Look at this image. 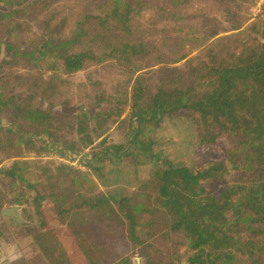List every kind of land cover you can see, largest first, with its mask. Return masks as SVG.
<instances>
[{"label": "rangeland", "instance_id": "obj_1", "mask_svg": "<svg viewBox=\"0 0 264 264\" xmlns=\"http://www.w3.org/2000/svg\"><path fill=\"white\" fill-rule=\"evenodd\" d=\"M125 5L132 17L129 31L122 34L119 25L116 34L88 41L97 17ZM0 14L5 15L0 17V98L12 101L0 107V205L18 206L23 221L0 214L1 263L144 264L143 254L162 246L157 236L162 223L142 227L135 242L126 231L116 235L90 228L91 221L87 231L81 230L80 218L73 230L61 211L80 195H102L115 209L158 207L153 174L166 167L163 161L197 172L201 187L216 198L244 178L230 139L185 111L163 116L140 137L152 141L151 151L162 161L133 148V87L141 72L110 56L108 45L143 42L167 50L173 59L200 56L221 37L234 42L235 29L244 31L264 19V0H0ZM63 42L69 46L55 48ZM236 47L231 45L229 52ZM87 52L100 60L65 72L58 54ZM145 78L144 87L154 89L158 78ZM144 103L140 97L138 105ZM29 111L38 112L33 123L25 119ZM10 168L13 175L2 172ZM204 236L212 247L197 248L193 237L170 235L180 264H189L202 250L260 254L264 217L246 202Z\"/></svg>", "mask_w": 264, "mask_h": 264}, {"label": "trees", "instance_id": "obj_2", "mask_svg": "<svg viewBox=\"0 0 264 264\" xmlns=\"http://www.w3.org/2000/svg\"><path fill=\"white\" fill-rule=\"evenodd\" d=\"M0 17L5 15L0 14ZM95 20L94 37L88 41H94L95 36L103 38L116 34L119 25H122V34L126 33L130 30L132 17L125 5V8L117 7L104 18ZM107 23L109 25L105 26ZM235 31L238 32L235 33L238 34L236 42L221 37L207 53L196 57L186 54L173 59L167 56V50L143 42L126 45L111 42L108 47L110 56L116 55V60L123 66L141 72L133 87V107L137 109L133 113L135 133L130 141L133 148L139 149L150 160L162 161L152 153V141L145 142L140 137L148 126L157 127L163 116L185 111L198 115L203 122L216 128V133L230 139L235 161L245 172L244 178L238 179L216 198L201 187L197 172L163 161L166 167L153 174L157 182L158 207L134 205L115 209L111 200L102 195H80L71 207L61 211L71 229L75 230V221L80 218L77 227L81 230L85 227L87 231L86 223L91 221L90 228L114 230L110 233L116 235L126 231L131 240L139 242L137 232L159 222L162 227L157 236L161 238L162 246L153 247L152 255L143 254L144 264H180L177 247L170 242L171 234L195 238L197 248L212 247L213 243L204 236L205 231L226 221L237 206L251 202L264 217V19H257L244 31ZM232 43H237V50L231 53L228 49L234 46ZM48 45V42L43 43V46ZM68 46V42H63L55 48L60 50ZM118 54L121 55L117 57ZM58 56L66 73L80 71L88 60H100L92 52ZM182 61L184 63L177 66ZM145 77L151 81L158 78L154 89L144 87ZM140 97L145 99L142 107L138 105ZM11 103L9 99L0 98L2 108ZM37 114V111H29L25 119L33 123ZM2 172L13 175V168ZM40 200L41 196L37 194L35 203ZM1 209L0 205V213ZM143 216L146 220L142 221ZM189 264H264V250L258 255L202 250L189 258Z\"/></svg>", "mask_w": 264, "mask_h": 264}, {"label": "water", "instance_id": "obj_3", "mask_svg": "<svg viewBox=\"0 0 264 264\" xmlns=\"http://www.w3.org/2000/svg\"><path fill=\"white\" fill-rule=\"evenodd\" d=\"M0 214H1V216H5L8 218L14 219L15 222L23 223V221L20 218L18 206L4 208L1 210Z\"/></svg>", "mask_w": 264, "mask_h": 264}, {"label": "crops", "instance_id": "obj_4", "mask_svg": "<svg viewBox=\"0 0 264 264\" xmlns=\"http://www.w3.org/2000/svg\"><path fill=\"white\" fill-rule=\"evenodd\" d=\"M0 251H1V252H0V264H14L13 261H7V262H6V261H3V262L1 263V261L4 260V257L2 256V253H3V252H2V249H1V248H0ZM7 254H8V253H7ZM6 258H7V256H6Z\"/></svg>", "mask_w": 264, "mask_h": 264}]
</instances>
